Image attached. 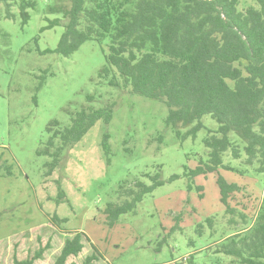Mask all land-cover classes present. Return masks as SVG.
I'll list each match as a JSON object with an SVG mask.
<instances>
[{"label":"rangeland","instance_id":"rangeland-1","mask_svg":"<svg viewBox=\"0 0 264 264\" xmlns=\"http://www.w3.org/2000/svg\"><path fill=\"white\" fill-rule=\"evenodd\" d=\"M32 1L37 6L28 10L30 21L24 26L18 5L12 7L16 20L4 18L0 8V264H15L39 252L33 264H54L74 232L86 234L97 248L101 256L94 264H170L192 254L197 264H228L229 258L213 254V244L227 235L231 218L220 202L217 174L196 178L202 193L189 192L185 177V166L195 169L201 159L207 160L203 140L217 123L205 116L206 128L196 138L180 140L166 125L167 106L100 79L108 42H86L69 57L46 53L57 48L64 28L41 29L56 18L66 23L48 7H69L70 0ZM89 95L96 98L92 103ZM109 103L115 104L111 122H97L80 143L63 152L59 168L47 176L51 159L37 151L49 139V125L57 121L68 127L72 113L82 107L99 109ZM105 135L109 155L102 146ZM245 160L244 154L239 160L225 154V164L247 174L224 169L220 174L243 188L231 204L254 220L264 197V175L256 172L259 165L247 168ZM146 173H159L164 184L110 228L106 206L118 201L122 184H151L143 177ZM173 176L179 178L171 181ZM60 188L68 202L59 197ZM54 215L67 222L60 228L52 225ZM210 217L215 220L213 231L205 222ZM235 220L242 222L238 216ZM177 221L179 227L172 231ZM201 223L203 236L196 231ZM92 245L87 243L68 264H82L94 253Z\"/></svg>","mask_w":264,"mask_h":264},{"label":"trees","instance_id":"trees-1","mask_svg":"<svg viewBox=\"0 0 264 264\" xmlns=\"http://www.w3.org/2000/svg\"><path fill=\"white\" fill-rule=\"evenodd\" d=\"M15 5L22 25H27L28 10L36 8L37 3L0 0L4 18L17 19L12 12ZM48 12L62 16L66 23L56 18L41 29L43 33L59 26L64 28L57 48L46 53L69 57L86 42H108L107 52L103 49L105 65L99 72L100 79L113 88L167 106L166 125L180 140L196 138L206 128L205 116L217 123L216 128L208 129L203 140L207 160L201 159L195 169L185 166L188 190L202 193L203 187L195 186L196 178L216 173L220 202L231 218L230 229L224 231L227 235L214 242L213 254L229 258L228 264H264V197L256 218L248 219L231 204L234 194L243 188L220 174L221 169L240 176L247 174L246 170L225 164V154L231 153L234 160L244 154L246 167L259 165L256 172L264 175V0H70L69 7L51 5ZM95 99L87 96L90 103ZM114 107V103L99 109L89 105L72 113L68 127H61L57 121L49 125V139L37 151L38 156L51 159L46 165L47 176L59 168L63 152L80 143L97 122H111ZM184 128L189 129L183 133ZM102 146L109 155L108 135ZM143 177L151 184L142 180L131 186L122 184L118 201L106 206L104 213L110 228L164 184L159 173H146ZM178 178L173 176L171 181ZM59 193L61 200L68 202L61 188ZM236 216L242 222H237ZM66 222L58 215L50 218V223L58 228ZM205 222L213 231L214 218ZM178 227L177 221L172 231ZM204 227L203 223L198 224L199 236L204 235ZM87 243L92 245L86 234L74 232L66 238L54 264H68L69 258L83 253ZM92 248L94 253L82 264H94L101 256L94 245ZM40 255L41 252L24 261L16 260L15 264H33ZM170 264L197 262L192 254Z\"/></svg>","mask_w":264,"mask_h":264}]
</instances>
